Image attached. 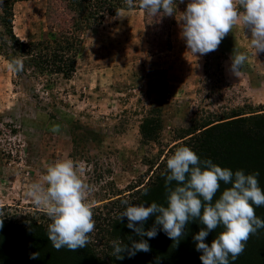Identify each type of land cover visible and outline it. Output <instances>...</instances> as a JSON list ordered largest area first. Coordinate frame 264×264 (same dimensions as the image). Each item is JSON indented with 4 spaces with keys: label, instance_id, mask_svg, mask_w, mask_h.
Wrapping results in <instances>:
<instances>
[{
    "label": "rangeland",
    "instance_id": "1",
    "mask_svg": "<svg viewBox=\"0 0 264 264\" xmlns=\"http://www.w3.org/2000/svg\"><path fill=\"white\" fill-rule=\"evenodd\" d=\"M189 2H180L171 16L125 11L86 31L70 80L55 78L49 85L31 77L19 80L10 62L0 57V220L41 217L45 212L28 196L29 188L42 180L50 164L65 158L84 169L94 211L117 209L125 200L138 202L141 195L138 204L166 206V161L178 147L194 145L189 139L201 132L183 139L188 133L264 110V52L255 54L250 30L238 23L216 51L192 54L181 35ZM49 8L47 1L18 2L16 34L24 41L40 39L49 27ZM235 50L248 57L241 77L230 71ZM55 124L60 125L57 133L51 131ZM224 155L207 159L233 172H258L264 189V155L243 166H233L230 153ZM161 178L152 192L146 190ZM226 187L221 182L214 201ZM255 212L264 220V206ZM127 220H121V227ZM157 228L155 238L144 236L150 252L189 246L190 263L202 264L194 237L206 226L199 219H190L176 241ZM222 230L210 231L205 243L210 246ZM130 240L131 246L137 237ZM247 252L254 254V264H264V228L250 236L235 260L229 256V264H244Z\"/></svg>",
    "mask_w": 264,
    "mask_h": 264
},
{
    "label": "clouds",
    "instance_id": "2",
    "mask_svg": "<svg viewBox=\"0 0 264 264\" xmlns=\"http://www.w3.org/2000/svg\"><path fill=\"white\" fill-rule=\"evenodd\" d=\"M125 3L128 8L134 6L133 0H125ZM174 4L176 0H139V7L153 16L160 14L161 10L166 15H173ZM117 15L121 16L120 9H117ZM181 20V35L192 54L205 55L216 51L238 23L250 30V43L255 54L264 52V0H190ZM247 59L246 54L235 50L231 57V73L241 77ZM9 68L22 71V58L14 57ZM51 131L59 132L60 125H53ZM166 166L169 172L165 181L166 206L155 202L148 207L143 203L134 206L125 200L126 208L119 219L127 217V227L141 238H155L157 226H162L174 241L182 236L190 219H199L206 226L194 237L198 242L197 251L202 252V264H229V256L235 260L244 252L250 236L264 228V220L255 212L256 207L264 206V189L257 178L259 173L246 175L243 170L233 172L211 159L201 160L189 146L178 147L167 159ZM83 175L84 169L71 158L60 159L50 164L42 180L29 188L28 196L51 221L47 237L57 251L85 248L95 229V202L89 200L92 188L84 182ZM221 182L230 187L224 188L214 201ZM152 215L156 217L155 224L145 231L143 225ZM220 226L223 230L209 246L205 243L206 237ZM112 247L117 259H121L126 251L129 256L150 251V245L144 239L132 241L130 248L123 241L114 240ZM38 257L39 253L30 254V259Z\"/></svg>",
    "mask_w": 264,
    "mask_h": 264
},
{
    "label": "trees",
    "instance_id": "3",
    "mask_svg": "<svg viewBox=\"0 0 264 264\" xmlns=\"http://www.w3.org/2000/svg\"><path fill=\"white\" fill-rule=\"evenodd\" d=\"M23 1H47L50 4L47 15L49 27L38 40L24 41L15 32V5ZM133 4L132 8H128L125 0H4L0 5V57L9 62L14 57L22 58L23 70L15 71L19 80L31 77L46 82V85L54 82L55 78L70 80L77 72L84 33L102 25L106 19L118 16L117 9L121 13L136 10L147 12L139 7V0H133ZM179 4L180 0H176L173 5L175 12ZM241 116L217 125H204L183 139L201 132L189 139V143L194 144L189 147L201 160L215 154L223 158L224 153L228 152L234 158L233 166H243L253 157L264 155V110H251L249 117ZM240 152L242 154L238 156ZM162 179L153 182V187L146 190L152 192ZM142 198L141 195L139 201L132 205H137ZM125 208L124 204L114 210H93V214H99L97 218L93 215L95 229L90 233L86 247L76 251L67 248L57 251L52 246L47 237L51 221L45 213L40 214L41 217L39 214L20 218L5 216L0 220L3 225L0 227V264H191L189 246L188 249L179 246L173 253L141 251L129 256L126 251L121 259H117L113 255L112 241L121 240L130 248V239L137 237L139 241L141 238L127 225L121 227V220L126 217H119ZM155 219V215L150 216L143 225L144 229H150ZM156 241L163 244L160 240ZM156 248L154 245L152 250ZM31 253H39V257L30 259ZM187 259L189 262H186ZM254 260V254L247 252L243 262L251 264Z\"/></svg>",
    "mask_w": 264,
    "mask_h": 264
}]
</instances>
